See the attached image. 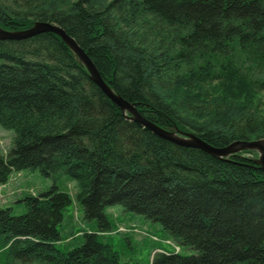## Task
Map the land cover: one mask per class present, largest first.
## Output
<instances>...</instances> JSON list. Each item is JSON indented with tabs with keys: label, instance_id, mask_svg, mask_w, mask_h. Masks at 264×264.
<instances>
[{
	"label": "trees",
	"instance_id": "1",
	"mask_svg": "<svg viewBox=\"0 0 264 264\" xmlns=\"http://www.w3.org/2000/svg\"><path fill=\"white\" fill-rule=\"evenodd\" d=\"M37 21L62 27L111 88L161 127L215 147L264 138V114L231 98L264 91V0H0L2 28ZM128 115L56 33L0 39V124L14 131L0 187L24 169L66 175L100 230L111 226L106 207L120 205L197 251L156 253L152 264H264V169L254 152L218 158ZM20 201L21 215L0 206V249L14 260L134 264L96 232L57 246L72 198L56 183Z\"/></svg>",
	"mask_w": 264,
	"mask_h": 264
},
{
	"label": "rangeland",
	"instance_id": "2",
	"mask_svg": "<svg viewBox=\"0 0 264 264\" xmlns=\"http://www.w3.org/2000/svg\"><path fill=\"white\" fill-rule=\"evenodd\" d=\"M220 95V93H216ZM246 95V94H245ZM234 100H241L245 107L252 109L259 115L264 114V91L257 94V97L249 96L231 97ZM250 106H248V105ZM14 131L4 128L0 124V154H6L12 145ZM264 140L263 137L252 138V140ZM251 156L259 157L257 150L250 149ZM54 183L60 190L66 191L71 195L72 202L67 206L64 213V221L59 227L63 231L64 238L57 243L60 249L67 247H77L82 244V235L72 239V235L84 232L100 233L103 242L111 244L114 250L119 253L121 262L134 264H152L155 253L162 251L167 254H175V246L181 248L180 254L183 256L195 255L197 251L189 246L176 242L171 235L163 228L159 222H153L143 215L128 212L120 205L106 207L111 226L109 229L100 230L95 219L89 220L85 217L84 207L77 199V182L69 176H62L54 181L52 178L45 177L39 169H24L13 171L6 184L0 188V206L12 208L13 215H21L27 211L26 205L20 201L26 194L39 195L51 188ZM124 228H138L144 233H135L121 230ZM0 264H25L14 260L6 251L0 249ZM32 264H42L35 262Z\"/></svg>",
	"mask_w": 264,
	"mask_h": 264
},
{
	"label": "water",
	"instance_id": "3",
	"mask_svg": "<svg viewBox=\"0 0 264 264\" xmlns=\"http://www.w3.org/2000/svg\"><path fill=\"white\" fill-rule=\"evenodd\" d=\"M44 32H53L59 35L65 43L72 49V51L79 57L82 63L87 67L92 80L107 94V96L117 103L124 112H128L130 120L138 122L145 128L151 130L154 134L161 138L169 140L175 144L186 147L197 148L203 150L215 157L227 159L231 155L240 153L244 150H257L259 157L256 162L264 169V140H236L224 147H215L193 132H183L180 130L170 131L157 123L146 118L138 108L123 99L116 93L111 86L102 78L93 61L87 55L84 49L71 37L62 27L46 22L37 21L32 27L19 31H9L0 26V39L6 40H23L34 37Z\"/></svg>",
	"mask_w": 264,
	"mask_h": 264
}]
</instances>
